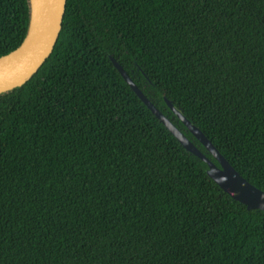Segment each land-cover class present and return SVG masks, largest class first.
Wrapping results in <instances>:
<instances>
[{
    "label": "trees",
    "instance_id": "trees-1",
    "mask_svg": "<svg viewBox=\"0 0 264 264\" xmlns=\"http://www.w3.org/2000/svg\"><path fill=\"white\" fill-rule=\"evenodd\" d=\"M30 0H0V56ZM264 190V0H67L42 66L0 93V264H264L233 199L111 61Z\"/></svg>",
    "mask_w": 264,
    "mask_h": 264
},
{
    "label": "water",
    "instance_id": "water-1",
    "mask_svg": "<svg viewBox=\"0 0 264 264\" xmlns=\"http://www.w3.org/2000/svg\"><path fill=\"white\" fill-rule=\"evenodd\" d=\"M67 0H41L40 23L32 30L34 19L33 1L30 0V23L26 38L13 51L0 56V93L22 85L46 61L60 35ZM111 61L123 78L149 109L178 138L191 153L207 163L208 175L233 199L244 203L248 209L264 211V190L243 176L229 161L205 132L195 125L174 103L165 98L167 105L176 113L188 130L200 141L215 159L204 153L168 116H166L136 84L124 66L113 56Z\"/></svg>",
    "mask_w": 264,
    "mask_h": 264
},
{
    "label": "bare ground",
    "instance_id": "bare-ground-1",
    "mask_svg": "<svg viewBox=\"0 0 264 264\" xmlns=\"http://www.w3.org/2000/svg\"><path fill=\"white\" fill-rule=\"evenodd\" d=\"M33 1V7H34V19H33V24H32V30L36 29V27L39 25L40 23V19H39V7H40V2L41 0H32Z\"/></svg>",
    "mask_w": 264,
    "mask_h": 264
}]
</instances>
